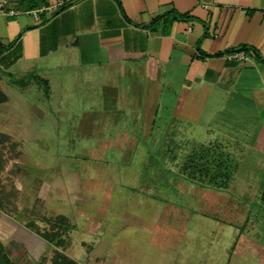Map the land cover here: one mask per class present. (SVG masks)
Masks as SVG:
<instances>
[{"label":"rangeland","instance_id":"374dc122","mask_svg":"<svg viewBox=\"0 0 264 264\" xmlns=\"http://www.w3.org/2000/svg\"><path fill=\"white\" fill-rule=\"evenodd\" d=\"M52 78L48 89L1 87L9 100L0 134L10 136L0 137V241L12 262L31 255L5 219L43 232L61 216L65 253L78 264H264L236 251L256 217L264 238V206L253 203L264 190L262 145L233 138L211 107L180 131L168 121L173 93L168 85L157 93L147 78L134 90L120 78L106 88L99 74ZM150 103L160 116H145ZM182 140L203 147L188 156L187 145L175 146Z\"/></svg>","mask_w":264,"mask_h":264},{"label":"crops","instance_id":"0c3cea01","mask_svg":"<svg viewBox=\"0 0 264 264\" xmlns=\"http://www.w3.org/2000/svg\"><path fill=\"white\" fill-rule=\"evenodd\" d=\"M6 1L8 5L0 13L1 91L6 82L22 89L33 82L42 88L43 82L48 89L49 80L53 86L59 78L52 77L61 73L99 74L106 88L120 78L121 88L130 85L133 90L139 79L147 78L157 93L166 85L173 93L169 124L180 125L181 131L199 124L208 109L215 108L212 113L223 130L233 138L253 139L254 144L262 145L258 154L264 156V142H258L264 138V70L260 67L264 65L252 54L245 62L214 56L247 45L264 58V0H119L123 11L118 0ZM10 10L15 15H8ZM172 11L189 18L173 23L168 34L163 22L156 30L143 27ZM148 106L154 111L145 116H160V105ZM170 129L177 132L178 128ZM183 140L175 146L187 145L188 156L193 148L203 147H189L190 142ZM204 161L202 158L201 163ZM254 198L253 203L264 206V190ZM257 219L253 235L247 239L240 234L236 251L249 249L264 262V238L257 232ZM5 222L11 225L12 238L19 228L35 237H30L27 249L14 242L33 257L26 264H53L52 244L32 228L12 219ZM66 244L65 238L58 249L65 253ZM4 257L9 264H18L5 252Z\"/></svg>","mask_w":264,"mask_h":264},{"label":"trees","instance_id":"16d2710c","mask_svg":"<svg viewBox=\"0 0 264 264\" xmlns=\"http://www.w3.org/2000/svg\"><path fill=\"white\" fill-rule=\"evenodd\" d=\"M119 5L120 1L118 0ZM72 3H69L65 6H63L59 11L64 10L68 5ZM121 10L122 6H121ZM189 18L188 15H183V14H178L174 11L163 14L154 20L151 21L146 26H143L144 28H148L150 30H156L161 22L164 24V31L166 34L169 33L171 26L173 23L176 21H182V20H187ZM237 51H244L247 54H252L254 55L263 65H264V58L257 52V50L254 47L251 46H240L235 49L228 50L224 53H218L214 56H223L227 55L229 53L237 52ZM8 101L7 95L3 91L0 90V104L6 103ZM0 137L2 138H9V136H6L4 134H0ZM50 229L45 230L43 232H36V234L41 237L44 241L48 242L49 244H52L55 247L54 253H53V258H52V263L53 264H78L76 261L71 259L69 256H67L64 252L60 251L58 248L63 247L65 243V236L67 234L68 229L70 228L69 223L67 222L66 218L63 217H58L48 223ZM31 229V227H27ZM27 236H29L27 238ZM30 237L33 239L35 238L32 235H29L24 229L19 228L16 234L14 235V240L17 242L19 245H23L26 249L28 248V244L31 242ZM0 264H9V262L6 260L4 257V251L3 247L0 242Z\"/></svg>","mask_w":264,"mask_h":264},{"label":"built area","instance_id":"2783aa9c","mask_svg":"<svg viewBox=\"0 0 264 264\" xmlns=\"http://www.w3.org/2000/svg\"><path fill=\"white\" fill-rule=\"evenodd\" d=\"M7 5H8V1H6V0L0 2V13H3L4 12V9H6ZM7 14L8 15H11V16L12 15H15V11L10 10V11L7 12ZM226 58L229 61H233V62H245V61L248 60V54L245 53L244 51H237V52H233V53L227 54L226 55Z\"/></svg>","mask_w":264,"mask_h":264}]
</instances>
